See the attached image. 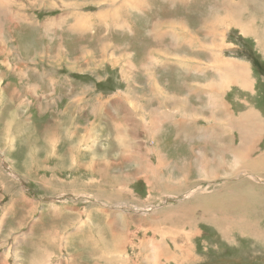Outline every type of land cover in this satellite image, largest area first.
Here are the masks:
<instances>
[{
    "label": "rangeland",
    "instance_id": "374dc122",
    "mask_svg": "<svg viewBox=\"0 0 264 264\" xmlns=\"http://www.w3.org/2000/svg\"><path fill=\"white\" fill-rule=\"evenodd\" d=\"M5 1L0 264H264V0Z\"/></svg>",
    "mask_w": 264,
    "mask_h": 264
},
{
    "label": "bare ground",
    "instance_id": "6f19581e",
    "mask_svg": "<svg viewBox=\"0 0 264 264\" xmlns=\"http://www.w3.org/2000/svg\"><path fill=\"white\" fill-rule=\"evenodd\" d=\"M5 1V0H4ZM78 1V0H77ZM105 1V0H104ZM102 2L101 0H97V1H95L96 3H97V5L98 6H100V5H102L103 3H105V2ZM130 1V0H129ZM6 2V1H5ZM4 2V3H5ZM94 2V3H95ZM112 2V1H111ZM2 2H0V4H1ZM10 3V2H9ZM12 3H14V0H13V2H11V4ZM20 3V2H19ZM36 3H38V2H36ZM79 3V2H78ZM106 3H108V2H106ZM42 4V3H41ZM3 5V4H2ZM109 5V4H108ZM128 5V4H127ZM4 6V5H3ZM6 6H8L7 4H6ZM5 6V7H6ZM17 6V5H16ZM125 6V8H126V2L124 1V0H121V4H116V7H115V9L113 10V12L115 13V15H117V13L118 14H120L119 12H118V10L120 9H122V7H124ZM233 6V8H234V10H235V5L233 4L232 5ZM2 7V6H1ZM4 7V8H5ZM23 7V6H22ZM101 7V6H100ZM107 7V6H106ZM130 7V6H129ZM7 8V7H6ZM105 8V7H104ZM223 8V11L221 12L220 11V13H224V12H226L227 14L222 18V19H220L218 22H217V24L216 25H209V29H208V31H209V33L213 36V37H215L216 39L218 38L217 37V35L220 33V30L221 29H224L226 26H228L229 25V17L232 15V11H231V7H222ZM3 8H1V10H2ZM9 9H10V11H11V9L12 8H10L9 7ZM1 10H0V14H1ZM6 10V9H5ZM4 10V11H5ZM13 10V9H12ZM18 10H20V8L18 9ZM17 10V11H18ZM125 10V9H124ZM236 10L237 11H240V13H241V11L242 10H247L246 8H244V7H241L240 8V5L239 4H237L236 5ZM3 11V12H4ZM9 11V10H8ZM10 11H9V13H10ZM16 11V12H17ZM78 11V10H77ZM76 11V12H77ZM123 11V10H122ZM2 12V13H3ZM7 12V11H6ZM100 12V14H108V12H109V10L107 9H105V11L104 12H101V11H99ZM83 13V12H82ZM98 13V12H97ZM123 13V12H122ZM124 13H125V11H124ZM5 14V13H4ZM11 14V13H10ZM20 14V13H19ZM22 14V13H21ZM95 14V13H94ZM8 14H6V16H7ZM22 15H24V14H22ZM102 15H101V18H102ZM110 14H108L107 16H109ZM121 15H123V14H121ZM1 16V15H0ZM18 16V15H17ZM8 17V16H7ZM6 17V18H7ZM77 17V16H76ZM76 17H74L75 19H76ZM93 17V16H92ZM104 17H106V16H104ZM14 18V17H13ZM83 18V17H82ZM81 18V19H82ZM90 18H91V16H90ZM95 18V17H94ZM1 19V18H0ZM56 19V18H55ZM78 19V18H77ZM95 19H97V18H95ZM112 19H113V17H112ZM123 19V18H122ZM3 20V19H2ZM27 20H29V19H27ZM37 20V19H36ZM48 20V19H47ZM83 20V19H82ZM98 20V19H97ZM104 20V19H103ZM105 20H107V18H105ZM32 21V20H31ZM49 21V20H48ZM100 21H102L101 19H100ZM116 21H119V20H117V18H116ZM125 21V20H124ZM5 22H7V21H5ZM10 22V21H9ZM85 22H86V20H85ZM105 22V21H104ZM56 23V22H55ZM86 23H88V20H87V22ZM116 23H118V22H116ZM124 23V22H123ZM234 24H237V22L236 21H234L233 22ZM0 24H3L2 23V21L0 22ZM110 24V23H109ZM62 25V24H61ZM95 25H98V24H95ZM119 25V24H118ZM48 26V25H47ZM117 26V25H116ZM154 26H156L157 27V25H154ZM1 27V26H0ZM90 27V26H89ZM92 27V26H91ZM94 27V26H93ZM124 27H126V26H124ZM128 27V26H127ZM158 27H159V25H158ZM96 28L97 27H94V31L96 30ZM105 28V30H107V32H108V34L110 33V37H108V38H106V40L104 41V47H102L104 50L103 51H106L108 48H109V46H110V42L112 41V37H111V35H112V32L110 31V29H109V27H108V25L107 26H105L104 27ZM116 28V27H115ZM154 28V27H153ZM52 30V28H49V30ZM86 29V28H85ZM88 29H90V28H88ZM93 29V28H92ZM146 29V28H145ZM48 30V29H47ZM73 30V29H72ZM116 30V29H115ZM156 30H157V28H156ZM0 31H1V29H0ZM56 31V30H55ZM82 31V30H81ZM91 31V30H90ZM94 31H93V33H94ZM119 30H117V32H118ZM57 32V31H56ZM86 32V31H85ZM92 32V31H91ZM82 33H84V32H82ZM116 33V32H115ZM119 33V32H118ZM25 34H26V32H25ZM57 34V33H56ZM79 34V33H78ZM121 34V33H120ZM116 36V35H115ZM80 37V36H79ZM117 37H119V34H118V36ZM61 38H62V35H61ZM155 38V37H154ZM190 43H192V39H189L188 40ZM188 42V43H189ZM1 44V46H0V49L1 50H5L6 48V45L7 44H5V43H3V42H1L0 43ZM5 44V45H4ZM113 45V44H112ZM103 46V45H102ZM115 46V45H114ZM113 49H114V51H117V50H120V47L118 46V45H116L115 47H113ZM7 51V50H6ZM14 51V50H13ZM4 53H5V51H4ZM9 53V52H8ZM110 55H114L112 52L111 53H109ZM124 55H126L125 53H123ZM8 55V54H7ZM22 56V55H21ZM126 56H128V55H126ZM154 57V56H153ZM152 57V58H153ZM12 58V57H11ZM25 58H26V56H25ZM9 59V58H8ZM94 60H95V58H94ZM156 60H157V58H156ZM5 61V60H4ZM14 61V60H13ZM8 62V61H7ZM25 62V61H24ZM28 62V61H27ZM90 62V61H89ZM96 62V61H95ZM9 63V62H8ZM93 63V62H92ZM97 64H98V62H96ZM10 64V63H9ZM11 64H13V63H11ZM7 67H9L10 69H11V66L10 65H7ZM96 67V66H95ZM241 67H242V65H237V73H236V75H234L233 74V71H234V69H235V67L233 66V65H228L227 63H223L221 60H220V62H219V65H218V68H219V72H220V74H221V77H222V80H223V83H229L230 82V79L231 78H234L236 81H239V80H241V77H242V75H243V69H241ZM92 70V69H91ZM239 75H241V77L239 76ZM77 99V98H76ZM254 119H259L258 118V116L256 115V114H254ZM246 123L247 124H252L253 122H251L250 123V119L248 118L247 119V121H246ZM246 124V125H247ZM156 131L158 130V129H160L161 128V126L160 125H158L157 123H156ZM158 132V131H157ZM247 135H249V134H247ZM181 139V138H180ZM252 140V139H251ZM247 141V140H246ZM249 144V145H248ZM251 143L248 141V143H246V146H248V149H250V147H251ZM241 149H243V148H240V147H238V148H236V149H234V150H232V154L234 155V157H235V159L238 161L240 158H242V156H245V152H243V150H241ZM239 150H241V151H239ZM247 151V150H246ZM204 156V155H203ZM206 158V156H204L203 157V159H205ZM259 164L260 165H264L263 163H260L259 162ZM250 182V181H249ZM154 215V214H153ZM220 220V219H219ZM218 222H220V221H218ZM223 222H224V220H223ZM219 224V223H218Z\"/></svg>",
    "mask_w": 264,
    "mask_h": 264
},
{
    "label": "crops",
    "instance_id": "0c3cea01",
    "mask_svg": "<svg viewBox=\"0 0 264 264\" xmlns=\"http://www.w3.org/2000/svg\"><path fill=\"white\" fill-rule=\"evenodd\" d=\"M151 3L154 4L155 2H151ZM217 15H218V14H217ZM219 18H220V17L218 16V17H217V20H219ZM238 29H239V28H238ZM231 32H232V31H231ZM231 32H228L227 37L230 36V33H231ZM238 35H239V34H238ZM239 36H241L242 38H244L242 35H239ZM236 47L238 48V46H236ZM226 49H227V48H226V46H225L224 49H223V55H220V53H218V52L215 51V50H211V54L215 56L216 67L214 68V70L212 69V67H209V68H211L212 71H214V73H213L214 75L211 76L210 79H212V77H213V79H215V77H216L215 72L219 70L218 65H219V62H220V60H221V57H220V56H224V55L226 54ZM231 49H232V48H231ZM227 55L235 56V57H236V55H233V54H227ZM175 57H176V54H175ZM224 58H226V57L224 56ZM227 60H228V65H233V66L235 67V69H234V71H233V74L236 75V73H237V63H236V62H237L238 59H236V58H234V57H227ZM221 61H222L223 63H225L226 59H225V60H221ZM238 62H239V60H238ZM106 66H107V65H106ZM113 67H121V66H113ZM121 68H122V67H121ZM122 69H124V68H122ZM251 72H252V70H251ZM251 72H250V73H251ZM219 73H220V72H219ZM220 75H221V74H220ZM127 77H130V76H127ZM249 81H250V80H249ZM247 85L249 86V82L247 83ZM230 87H231V86H230ZM230 87H229V89L232 88V87H231V88H230ZM229 89H228V90H229ZM226 92H227V91H226ZM218 94H219V92H218ZM218 94H217V96H218ZM223 95H225L224 92H222V96H223ZM225 96H226V95H225ZM227 96H231V97L234 98V97H235V94H234V93H231V94L228 93ZM223 98H224V96H223ZM184 99L187 100L185 96H184ZM250 111H251V110H250ZM250 111H249V112H250ZM239 113H240V112H239ZM217 126H219V125H217ZM220 127H221V126H219V128H220ZM214 129H215V128H214ZM232 131H234V129H233ZM234 132H238V134H239V131H238V130H235ZM255 153H256V152H253V150L251 151L252 156H254ZM254 174H256V173H254ZM254 174H252V175H254ZM247 175H249V174H247ZM252 175H249V176H252ZM164 196H165V195H164ZM163 205H164V204H163ZM163 205H159V206H157L156 208H157V209H158V208L161 209Z\"/></svg>",
    "mask_w": 264,
    "mask_h": 264
},
{
    "label": "flooded vegetation",
    "instance_id": "af4514ba",
    "mask_svg": "<svg viewBox=\"0 0 264 264\" xmlns=\"http://www.w3.org/2000/svg\"><path fill=\"white\" fill-rule=\"evenodd\" d=\"M254 88H255V86H254Z\"/></svg>",
    "mask_w": 264,
    "mask_h": 264
}]
</instances>
